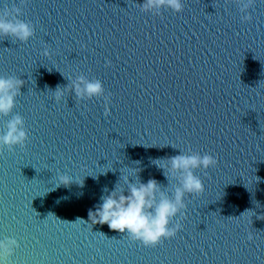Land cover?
<instances>
[{"label": "water", "instance_id": "1", "mask_svg": "<svg viewBox=\"0 0 264 264\" xmlns=\"http://www.w3.org/2000/svg\"><path fill=\"white\" fill-rule=\"evenodd\" d=\"M140 3L0 0V13L19 8L35 29L26 42L0 37V75L25 81L0 131L18 113L28 133L24 147L0 149V238L19 243L8 264H264V0L250 21L235 0L159 15ZM81 74L101 80L107 113L103 97L53 99ZM180 149L217 163L194 170L204 190L185 198L174 237L145 247L76 219L125 165L170 189L150 158ZM58 172L78 184L55 188Z\"/></svg>", "mask_w": 264, "mask_h": 264}, {"label": "clouds", "instance_id": "2", "mask_svg": "<svg viewBox=\"0 0 264 264\" xmlns=\"http://www.w3.org/2000/svg\"><path fill=\"white\" fill-rule=\"evenodd\" d=\"M235 2L240 12L244 13L241 20L250 21L252 17L248 9L255 0H235ZM183 3L184 0H143V3L138 5L142 11H151L159 15L161 9L171 10L174 13L181 12ZM20 13L21 10L15 7L10 12L0 13V37L11 36L26 42L34 36V25L31 21L20 19ZM50 54L48 46L45 45L42 55ZM67 79L69 83L66 86L57 85L52 91V97L56 102H61L69 91L74 92L77 100L103 97L107 113L108 96L105 95L101 80L89 79L83 74L75 78L69 76ZM24 83L25 81L14 75H0V117L12 113L16 97L20 95V87ZM27 139L28 133L23 117L18 113L14 114L4 122V130L0 131V149L7 147L9 150H14L15 146L22 148ZM150 162L158 169H162L166 178L176 181L170 189L162 188L155 178L142 181L139 178L142 170L140 167L125 165L119 169V179L113 187L102 188L98 202L88 210V220L80 217L76 219L91 221L92 225L106 224L110 230L123 233L130 240L139 241L145 247L156 246L163 239L174 237L182 227L180 220L184 217V210L187 207L185 198L198 195L204 190L201 177L195 174L194 170L208 169L215 166L217 161L207 153L201 155L199 152H185L180 149L177 155L150 158ZM134 164L139 165L140 161H135ZM108 171L116 172V169L112 166L101 174H106ZM72 182L77 183L76 176L58 172L54 183L57 188L60 185L67 187ZM79 185L83 186V184ZM252 238L251 235L248 236L249 240ZM18 246L19 243L14 237L0 238V264H8V258Z\"/></svg>", "mask_w": 264, "mask_h": 264}]
</instances>
